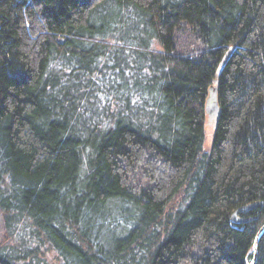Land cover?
I'll use <instances>...</instances> for the list:
<instances>
[{"label": "trees", "instance_id": "obj_1", "mask_svg": "<svg viewBox=\"0 0 264 264\" xmlns=\"http://www.w3.org/2000/svg\"><path fill=\"white\" fill-rule=\"evenodd\" d=\"M263 224L264 0H0V264H250Z\"/></svg>", "mask_w": 264, "mask_h": 264}, {"label": "water", "instance_id": "obj_2", "mask_svg": "<svg viewBox=\"0 0 264 264\" xmlns=\"http://www.w3.org/2000/svg\"><path fill=\"white\" fill-rule=\"evenodd\" d=\"M233 49H230L228 54L225 56L224 61L227 60L228 55L232 52ZM205 112L207 114L208 117V121L213 122L214 117L216 116L217 112H218V106H217V102H216V89L212 86L209 88V93H208V97L206 99L205 102ZM262 203L261 202H254V203H250L247 204L243 207L244 210L249 211V210H253L256 208H261L262 207ZM239 210H236L233 212V214L231 215V221L234 224H244L247 223L249 221L252 220V218H243V217H238L237 213ZM264 232V224L260 227L259 231L256 234L255 237V241L253 244V258H252V262L250 264H254V261L256 259L257 256V243L258 240L260 238V236L263 234Z\"/></svg>", "mask_w": 264, "mask_h": 264}, {"label": "rangeland", "instance_id": "obj_3", "mask_svg": "<svg viewBox=\"0 0 264 264\" xmlns=\"http://www.w3.org/2000/svg\"><path fill=\"white\" fill-rule=\"evenodd\" d=\"M213 124L214 122L206 120L204 124V143H203V148L204 150L208 151L211 143H212V135H213ZM178 201H180L179 198H177Z\"/></svg>", "mask_w": 264, "mask_h": 264}]
</instances>
